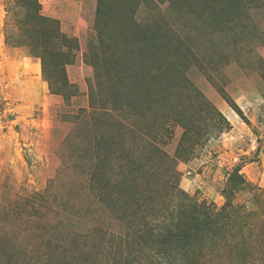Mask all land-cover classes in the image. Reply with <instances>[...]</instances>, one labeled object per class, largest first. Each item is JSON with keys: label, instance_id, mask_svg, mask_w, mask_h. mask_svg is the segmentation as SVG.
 <instances>
[{"label": "rangeland", "instance_id": "obj_1", "mask_svg": "<svg viewBox=\"0 0 264 264\" xmlns=\"http://www.w3.org/2000/svg\"><path fill=\"white\" fill-rule=\"evenodd\" d=\"M0 264H264V0H0Z\"/></svg>", "mask_w": 264, "mask_h": 264}]
</instances>
